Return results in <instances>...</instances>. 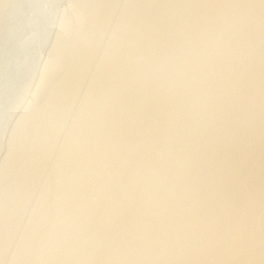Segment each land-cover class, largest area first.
<instances>
[{
    "label": "bare ground",
    "instance_id": "6f19581e",
    "mask_svg": "<svg viewBox=\"0 0 264 264\" xmlns=\"http://www.w3.org/2000/svg\"><path fill=\"white\" fill-rule=\"evenodd\" d=\"M0 264H264V0H0Z\"/></svg>",
    "mask_w": 264,
    "mask_h": 264
},
{
    "label": "rangeland",
    "instance_id": "374dc122",
    "mask_svg": "<svg viewBox=\"0 0 264 264\" xmlns=\"http://www.w3.org/2000/svg\"><path fill=\"white\" fill-rule=\"evenodd\" d=\"M0 134H1V131H0Z\"/></svg>",
    "mask_w": 264,
    "mask_h": 264
}]
</instances>
